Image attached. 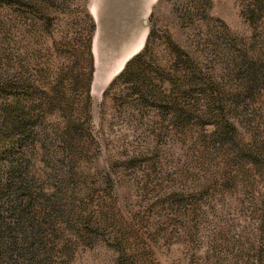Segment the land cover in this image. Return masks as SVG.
<instances>
[{
	"label": "rangeland",
	"instance_id": "rangeland-1",
	"mask_svg": "<svg viewBox=\"0 0 264 264\" xmlns=\"http://www.w3.org/2000/svg\"><path fill=\"white\" fill-rule=\"evenodd\" d=\"M253 1L0 0V264H264Z\"/></svg>",
	"mask_w": 264,
	"mask_h": 264
},
{
	"label": "trees",
	"instance_id": "trees-1",
	"mask_svg": "<svg viewBox=\"0 0 264 264\" xmlns=\"http://www.w3.org/2000/svg\"><path fill=\"white\" fill-rule=\"evenodd\" d=\"M264 4V0H254L253 1V5L256 7V8H260L261 4ZM143 54H144V51H142L141 53L137 54L136 56H134L125 66L124 70L116 77V79L111 83V85L114 84V82H116L117 80H122V79H125L127 81L130 80V77L129 76H132V69H133V66L135 65H138L140 62H141V59L143 57ZM131 74V75H130ZM139 75H136L135 74V77ZM132 78V77H131ZM110 85V86H111ZM191 85V88L193 87L194 84H190ZM178 91L182 94V95H186L187 91L183 90L182 88L181 89H178ZM145 95H142V97H144ZM150 100H152L153 103H156L157 101L155 100V98H150ZM163 101V102H162ZM159 102H162V107L164 105H174L175 104V100L174 98H162V97H159ZM161 107V108H162ZM174 117L176 119H181L183 116L181 115L180 111H176L174 110Z\"/></svg>",
	"mask_w": 264,
	"mask_h": 264
},
{
	"label": "water",
	"instance_id": "water-1",
	"mask_svg": "<svg viewBox=\"0 0 264 264\" xmlns=\"http://www.w3.org/2000/svg\"><path fill=\"white\" fill-rule=\"evenodd\" d=\"M142 24L145 26V25L147 24L146 20H143ZM138 54H139V53H138ZM136 55H137V54H136ZM136 55H133V57L136 56ZM133 57H130L128 60L125 61V63L122 65L120 71L116 74L117 76H118V75L124 70L126 64H127V63H128ZM117 76H116V77H117ZM116 77H115V78H116ZM115 78H114V79H115ZM114 79H113V80H114Z\"/></svg>",
	"mask_w": 264,
	"mask_h": 264
}]
</instances>
